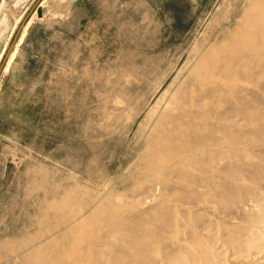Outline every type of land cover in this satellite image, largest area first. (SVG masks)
Segmentation results:
<instances>
[{
	"label": "rangeland",
	"instance_id": "374dc122",
	"mask_svg": "<svg viewBox=\"0 0 264 264\" xmlns=\"http://www.w3.org/2000/svg\"><path fill=\"white\" fill-rule=\"evenodd\" d=\"M0 264H264V0H4Z\"/></svg>",
	"mask_w": 264,
	"mask_h": 264
},
{
	"label": "water",
	"instance_id": "95a60500",
	"mask_svg": "<svg viewBox=\"0 0 264 264\" xmlns=\"http://www.w3.org/2000/svg\"><path fill=\"white\" fill-rule=\"evenodd\" d=\"M38 16L39 17L43 16V12H42V9L40 7L38 8Z\"/></svg>",
	"mask_w": 264,
	"mask_h": 264
},
{
	"label": "bare ground",
	"instance_id": "6f19581e",
	"mask_svg": "<svg viewBox=\"0 0 264 264\" xmlns=\"http://www.w3.org/2000/svg\"><path fill=\"white\" fill-rule=\"evenodd\" d=\"M3 4H4V0H0V9H1V7L3 6ZM12 61V58L9 60V63Z\"/></svg>",
	"mask_w": 264,
	"mask_h": 264
}]
</instances>
